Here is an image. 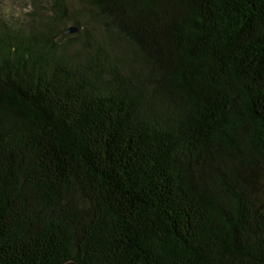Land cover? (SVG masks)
<instances>
[{
  "label": "trees",
  "instance_id": "obj_1",
  "mask_svg": "<svg viewBox=\"0 0 264 264\" xmlns=\"http://www.w3.org/2000/svg\"><path fill=\"white\" fill-rule=\"evenodd\" d=\"M30 2L0 12V264H264V0Z\"/></svg>",
  "mask_w": 264,
  "mask_h": 264
},
{
  "label": "rangeland",
  "instance_id": "obj_2",
  "mask_svg": "<svg viewBox=\"0 0 264 264\" xmlns=\"http://www.w3.org/2000/svg\"><path fill=\"white\" fill-rule=\"evenodd\" d=\"M32 8L30 0H0V12L14 20H26Z\"/></svg>",
  "mask_w": 264,
  "mask_h": 264
},
{
  "label": "water",
  "instance_id": "obj_3",
  "mask_svg": "<svg viewBox=\"0 0 264 264\" xmlns=\"http://www.w3.org/2000/svg\"><path fill=\"white\" fill-rule=\"evenodd\" d=\"M76 30H77L76 27H74V26H70V27H68L67 32H68V33H73V32H75Z\"/></svg>",
  "mask_w": 264,
  "mask_h": 264
}]
</instances>
